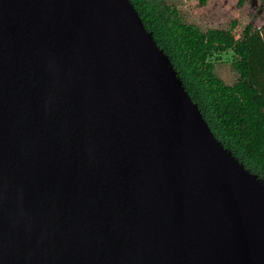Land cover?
I'll return each mask as SVG.
<instances>
[{"label":"water","instance_id":"95a60500","mask_svg":"<svg viewBox=\"0 0 264 264\" xmlns=\"http://www.w3.org/2000/svg\"><path fill=\"white\" fill-rule=\"evenodd\" d=\"M0 264H264V179L131 0H0Z\"/></svg>","mask_w":264,"mask_h":264},{"label":"trees","instance_id":"16d2710c","mask_svg":"<svg viewBox=\"0 0 264 264\" xmlns=\"http://www.w3.org/2000/svg\"><path fill=\"white\" fill-rule=\"evenodd\" d=\"M175 1L131 0L212 131L264 179V24L247 25L240 37L237 20L228 27L203 29L187 21ZM226 53L237 73L232 84L216 71V62Z\"/></svg>","mask_w":264,"mask_h":264},{"label":"rangeland","instance_id":"374dc122","mask_svg":"<svg viewBox=\"0 0 264 264\" xmlns=\"http://www.w3.org/2000/svg\"><path fill=\"white\" fill-rule=\"evenodd\" d=\"M175 4L187 21L203 29L228 27L233 20H237V37L243 35L247 25L258 28L264 23L263 0H176ZM230 56V53H226L220 57L216 62V71L227 83L232 84L237 79V73L229 62Z\"/></svg>","mask_w":264,"mask_h":264},{"label":"crops","instance_id":"0c3cea01","mask_svg":"<svg viewBox=\"0 0 264 264\" xmlns=\"http://www.w3.org/2000/svg\"><path fill=\"white\" fill-rule=\"evenodd\" d=\"M264 24V23H263ZM262 25H260L259 27H261Z\"/></svg>","mask_w":264,"mask_h":264}]
</instances>
